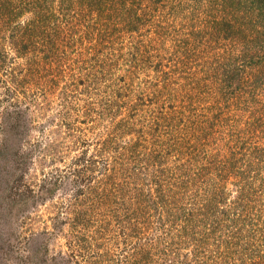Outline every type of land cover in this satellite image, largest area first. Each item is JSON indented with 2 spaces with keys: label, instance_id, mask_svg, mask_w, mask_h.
Here are the masks:
<instances>
[{
  "label": "trees",
  "instance_id": "16d2710c",
  "mask_svg": "<svg viewBox=\"0 0 264 264\" xmlns=\"http://www.w3.org/2000/svg\"><path fill=\"white\" fill-rule=\"evenodd\" d=\"M0 87V220L62 186L34 192L23 97L58 99L41 156L76 154L68 251L1 236L0 264H264V0H0Z\"/></svg>",
  "mask_w": 264,
  "mask_h": 264
},
{
  "label": "rangeland",
  "instance_id": "374dc122",
  "mask_svg": "<svg viewBox=\"0 0 264 264\" xmlns=\"http://www.w3.org/2000/svg\"><path fill=\"white\" fill-rule=\"evenodd\" d=\"M23 63V60L15 57V55L10 51L5 70L1 71V78H3L6 82V84L4 83L5 87L10 86L8 84V73L10 69L11 71L16 70L18 67L22 66ZM84 72L85 71L82 70V73ZM5 87H0V112L1 104H3L2 101L6 99L4 95ZM23 98L25 101L22 102V105L25 106L26 104L27 106V111L25 112L27 113V124L29 125L28 139L33 145H35L37 142L43 144L47 136L46 129L52 128L55 130L56 125H59L60 117L58 115V99H53L50 104L51 106L47 109V111L45 113H40L37 108L31 104L29 98ZM89 140H91V138H89ZM94 141L95 139H93L89 145L93 144ZM40 143L38 144V147H36V151L33 153L34 157L32 158V164L29 171V178L31 177L32 179V185L35 194L37 195L39 185L43 183V180L47 178L48 174H54V177H58V180L62 186L56 192L54 199H45L42 202L38 197H35L36 206L28 212L26 211L17 217L13 215V213L5 212L6 217L3 220H0V237L6 236L9 242L12 243V247L14 248L17 258L21 256L24 258V256L28 254V251L33 249L32 247L35 243L31 242V239L36 234L40 235L44 230L53 233L52 248L54 251H68L65 238L68 226L64 225L57 231L52 225V220L58 210H63V206L67 204V199L64 195V193L67 191L66 186L63 185L62 178H71L69 175L72 173V169L74 167L73 157L76 154L73 153L71 157L64 160H58L57 158H54L55 161L50 164L49 158H44L41 156L42 145ZM82 145L85 146V144ZM92 150L93 145L88 147L89 153H91ZM98 170H101V165H98ZM4 254L9 255L10 253L4 252ZM14 264H16V261Z\"/></svg>",
  "mask_w": 264,
  "mask_h": 264
}]
</instances>
